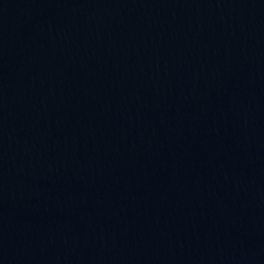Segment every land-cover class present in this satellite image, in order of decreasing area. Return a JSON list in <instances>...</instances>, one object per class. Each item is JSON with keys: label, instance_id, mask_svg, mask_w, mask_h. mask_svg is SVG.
Returning <instances> with one entry per match:
<instances>
[{"label": "water", "instance_id": "obj_1", "mask_svg": "<svg viewBox=\"0 0 264 264\" xmlns=\"http://www.w3.org/2000/svg\"><path fill=\"white\" fill-rule=\"evenodd\" d=\"M264 49V0H0V126Z\"/></svg>", "mask_w": 264, "mask_h": 264}]
</instances>
